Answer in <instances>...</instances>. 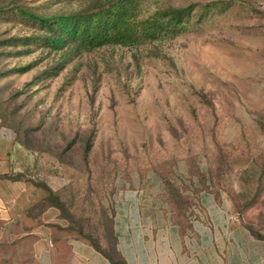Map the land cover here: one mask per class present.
Wrapping results in <instances>:
<instances>
[{
    "label": "rangeland",
    "instance_id": "374dc122",
    "mask_svg": "<svg viewBox=\"0 0 264 264\" xmlns=\"http://www.w3.org/2000/svg\"><path fill=\"white\" fill-rule=\"evenodd\" d=\"M88 3L0 0V121L14 137L12 171L110 251L115 200L130 191L186 232L212 189L222 199L213 206L264 236L261 0H149L150 10L195 4L196 23L172 39L90 50L35 43L39 26L16 12ZM50 190L60 198L45 201ZM9 259L33 264L28 248Z\"/></svg>",
    "mask_w": 264,
    "mask_h": 264
},
{
    "label": "crops",
    "instance_id": "0c3cea01",
    "mask_svg": "<svg viewBox=\"0 0 264 264\" xmlns=\"http://www.w3.org/2000/svg\"><path fill=\"white\" fill-rule=\"evenodd\" d=\"M264 7V0H261ZM12 134L0 121V264H9L11 250L28 248L33 264H112L88 242L66 230L54 206H43L34 187L12 171ZM202 217L184 232L171 215L143 208L136 191L115 200L117 250L128 264H264V239L239 218L230 219L212 189L201 197Z\"/></svg>",
    "mask_w": 264,
    "mask_h": 264
},
{
    "label": "trees",
    "instance_id": "16d2710c",
    "mask_svg": "<svg viewBox=\"0 0 264 264\" xmlns=\"http://www.w3.org/2000/svg\"><path fill=\"white\" fill-rule=\"evenodd\" d=\"M82 2L84 0H69ZM89 3L69 12L52 15L37 14L24 7H17L16 12L37 23L41 35L34 37L35 43L54 49L75 46L80 50H90L108 45L136 47L156 41L172 39L190 30L196 23L195 4L184 7L157 8L150 10L149 0H87ZM213 3H207L203 9H209ZM3 10V7L0 11ZM43 32V33H42ZM17 39V38H16ZM9 40V39H8ZM29 43L32 37L24 38ZM24 67L17 70L22 71ZM217 197H220L215 191ZM58 200L59 193L49 191L48 196ZM62 208L57 202L46 206ZM67 217V216H66ZM178 224V223H177ZM69 234L77 239L88 242L97 251L106 256L112 264H128L117 250V238L114 231V215L112 218V233L107 241L112 251L102 244L94 235L80 229L75 231L69 224L66 227ZM254 232V231H253ZM75 233V235H74ZM259 238H263L254 232Z\"/></svg>",
    "mask_w": 264,
    "mask_h": 264
}]
</instances>
